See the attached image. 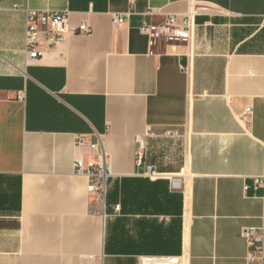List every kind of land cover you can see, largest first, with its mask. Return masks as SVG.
Returning <instances> with one entry per match:
<instances>
[{"label": "crops", "instance_id": "crops-1", "mask_svg": "<svg viewBox=\"0 0 264 264\" xmlns=\"http://www.w3.org/2000/svg\"><path fill=\"white\" fill-rule=\"evenodd\" d=\"M27 9L70 12L34 60ZM147 11L189 16L188 42L150 54ZM92 132L112 172L102 204L73 171ZM136 136L160 176L135 165ZM262 174L264 0H0V264H264L241 234L264 224V187L244 189Z\"/></svg>", "mask_w": 264, "mask_h": 264}, {"label": "built area", "instance_id": "built-area-1", "mask_svg": "<svg viewBox=\"0 0 264 264\" xmlns=\"http://www.w3.org/2000/svg\"><path fill=\"white\" fill-rule=\"evenodd\" d=\"M69 10L27 9L26 26L24 30V53L29 60L39 58L42 53V45L51 49L62 42L68 32ZM130 10L112 12V24L118 25L125 22L131 15ZM150 12H144L143 18L138 24V30L147 37L149 53L154 54L155 49L161 44H181L188 42L191 35L190 17H179L177 14H167L158 22L147 21L144 16ZM83 34L90 32L89 25L82 22L79 26ZM138 146L135 150V165L140 167L143 174L148 177H158L153 164H148L144 159V145L140 136H136ZM74 143L76 146H87L92 158L84 161L75 158L73 171L77 175H85L88 179V192L95 196V200L102 204L106 192V180L112 175L108 153L106 152L102 137L97 132L78 134ZM170 187L180 189L181 180L176 176H168ZM264 187V174L253 176L251 184H245L244 189ZM248 246V258L255 260L257 254L264 262L261 255L264 248V224L260 226H248L241 230ZM139 264H187L184 256H150L139 259Z\"/></svg>", "mask_w": 264, "mask_h": 264}]
</instances>
